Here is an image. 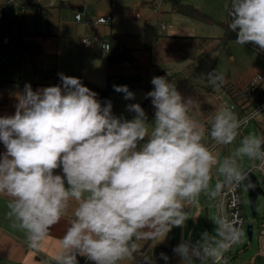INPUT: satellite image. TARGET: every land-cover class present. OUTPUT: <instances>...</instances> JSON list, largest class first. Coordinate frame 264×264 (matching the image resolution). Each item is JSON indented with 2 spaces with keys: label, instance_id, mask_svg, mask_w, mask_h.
<instances>
[{
  "label": "clouds",
  "instance_id": "9594fccd",
  "mask_svg": "<svg viewBox=\"0 0 264 264\" xmlns=\"http://www.w3.org/2000/svg\"><path fill=\"white\" fill-rule=\"evenodd\" d=\"M228 29L236 43L264 51V0H229ZM61 84L33 90L25 84L13 115L0 116V197L13 229L24 233L27 246L39 251L51 229L69 211L73 219L51 257L55 264H155L140 241H162L173 227L183 228L189 209L204 195L222 197L242 182L255 189L240 161L264 165V133H242L255 115L240 117L222 104L207 126L192 115L185 98L166 76L151 79L146 93L155 109L149 122L139 103L127 105L132 119L112 112L78 77L58 74ZM213 87L223 72L206 74ZM127 100L135 94L114 85ZM257 111V110H256ZM258 112V111H257ZM239 144L223 158L218 146ZM60 170L58 173L56 170ZM62 173V174H61ZM215 178V179H214ZM213 232L182 240L173 248L180 264H218L244 235L237 218L218 206ZM164 261L169 257L160 253Z\"/></svg>",
  "mask_w": 264,
  "mask_h": 264
},
{
  "label": "crops",
  "instance_id": "0c3cea01",
  "mask_svg": "<svg viewBox=\"0 0 264 264\" xmlns=\"http://www.w3.org/2000/svg\"><path fill=\"white\" fill-rule=\"evenodd\" d=\"M177 1L178 0H170L166 7L161 9L163 0H160L159 12L152 14L151 6L155 4L156 1L134 0L133 16H135V9L138 8L139 12L144 17H138L143 20L142 25L135 24L131 31L120 32L115 36L117 42H122L129 48L128 58L120 62H107L106 55L108 50L102 48V43L105 40L108 41L113 34L111 33L110 26L112 25L113 12L115 15V11H117L115 7L113 8L114 11L110 8L109 14H93L92 18V14L89 15L90 17H87L88 12L85 5L80 8L77 7L74 9V20H72V24L70 25V21H68L66 17H61V11H66L68 9L67 6L69 3L67 0H0V4L7 5L6 12H0V19L4 20L7 24L11 20L8 19L7 22V17L4 13L7 15L11 8L15 10L14 17H17L18 15L24 14L26 12V7L28 8L32 5L31 3L35 2L38 5H34L33 7L38 10L40 15L43 14L41 18L42 23H36V25L32 23L31 26H29V33L35 38L36 44L29 46L28 51L30 59L26 64V69H24V65H22L18 73H14L13 70L8 69L0 73V116L13 115L15 113L17 95L23 92L26 83L30 84L33 90L61 84L62 82L58 74L63 73L67 76L78 77L85 86L98 94L97 98L99 99L100 95L98 88L105 84V77L107 74H138L150 81L155 76H166L170 82L175 84L177 90L183 97H190L193 99L194 104L190 111V115L199 119L202 124L207 126V121L214 116L215 112L222 104H226V102L229 101L230 96L225 90L221 91L219 87H213L212 89L207 80H202L200 82L193 80L191 75L194 74L193 70L197 69V66L202 63L205 57H211L216 52L223 51V49L212 51L210 54L203 57L197 66H194L193 59L199 52V37L219 36L223 33V30L217 23L219 19H214L211 23L207 24V22L190 15L181 12L178 13L174 9ZM180 2L183 1L180 0ZM228 3L229 0L216 1V6L223 7L225 14L223 20L226 19L227 16L226 6ZM196 4L206 13H210V10L205 4L200 2H196ZM53 7H58V9L54 10L55 8ZM20 8L23 10L21 13H18ZM128 9H130V6ZM79 10L84 11V21L74 18L75 12ZM28 12L29 15L33 16L32 8L29 9ZM103 15H109V22L103 24L95 22L96 17ZM154 15L157 16L156 20H150ZM8 16H10V13ZM163 18L167 19V21L163 22ZM145 22H163L165 24L163 29L160 27L163 35L152 42L150 51L142 48V28ZM108 25L109 37L107 36V38L105 31ZM27 27L28 26L23 29L26 31ZM81 30L87 34L81 36ZM9 31V26H6V29L5 26H3L1 27L0 33L8 35ZM67 34L70 37L69 40L64 39ZM80 36L81 38H79ZM88 37L91 38V41L88 45H84L82 39ZM78 41L84 49L81 56L77 55ZM9 43L10 37L9 42L6 43L5 46ZM21 49L23 50V46L20 44V65L23 54ZM128 88L135 94V97L139 96L138 99L132 103L140 104V102H143L146 98L147 92L144 88L138 86ZM110 95L112 112L118 116L115 99L118 97L121 100V96L124 94L115 91L113 88ZM132 100L133 99H131V101ZM140 105H142V103ZM141 107H143L148 114V120L154 119L155 109L152 106L150 98H146V102ZM4 151L5 148L2 142H0V153ZM252 163L253 161H250L243 169H246V167ZM56 171L58 173L60 172L59 169ZM202 197L203 200L207 201L205 196ZM218 198L216 200L219 206ZM200 202L201 200L196 207H191L189 209L190 216H197L199 211L197 212L196 210L197 208L200 209ZM74 207L75 203L73 202L70 204L67 215L61 219L59 224L51 229L50 235L43 242L41 249L39 251H34L27 246L24 233L12 228L11 221L6 215L8 211L6 199L0 197V264H55V261L52 260L51 257L54 255L60 243V239L73 219L72 210ZM198 218H200V216L195 217V219L191 218V223L186 222L187 226L189 225V238L193 241L199 239L200 234L205 230L212 232L207 221L205 222L203 220L204 222L201 224ZM200 226L203 228L199 233L198 230ZM185 231L186 229H184V227H173L162 241L158 242L152 240L156 247L166 249L168 253L167 256L169 257L167 261L168 264H180V258L174 254L173 248L182 240H185ZM247 239L250 240L249 238ZM243 241L244 240H242L241 244L238 243L234 245L233 252L228 254L229 264H264V235H259L258 238H255V241H249L248 243H244ZM143 242H145L143 248H146L151 241ZM78 260L80 264L86 261L83 257H78ZM218 264L220 263L218 262Z\"/></svg>",
  "mask_w": 264,
  "mask_h": 264
},
{
  "label": "rangeland",
  "instance_id": "374dc122",
  "mask_svg": "<svg viewBox=\"0 0 264 264\" xmlns=\"http://www.w3.org/2000/svg\"><path fill=\"white\" fill-rule=\"evenodd\" d=\"M168 1L170 0H163V2L161 3L162 4L161 9L166 7ZM182 1H183L182 3L191 4L195 8L197 7L203 13L209 15L215 20L219 19V21H221L223 20V18H225L223 7H220L218 5L216 6L217 0H182ZM67 2L69 3V5L67 6L68 9L66 11H61V14H62L61 17H66V19L70 21L69 22L70 25L72 24V20H74L73 19L74 9L77 7L80 8L83 5H85V8L87 9V12H88L87 17L92 14L91 18L93 17V14H103V13L109 14L110 8H112L113 10V8L115 7L117 11H115V15L113 12L112 25L110 26L111 33H113V35L115 34L114 36H117L120 32L131 31L135 24L142 25L143 20L138 17L133 16L134 0H67ZM177 2L180 3V0H178ZM196 2L205 4L206 7L210 10V13H206L205 11H203V9H201L196 4ZM31 4L32 5L29 6L28 8L26 7L25 9L26 12L24 14L18 15L17 17H14L15 10L12 8L11 9L8 8L10 16H8L9 13L7 15L6 13H4L5 16L7 17V22H8V19L11 20L8 24L5 23L4 20L0 19V30H1V27L3 26H5V29H6V26H9L10 28L8 35L5 33L3 34L0 33V38L2 37L1 35H7L10 37V43L7 46H5V44L0 43V73L5 72L6 69L13 70L14 73H18L19 68L22 65H24V69H26V64L28 60L30 59L29 51H28L29 46H32V44H36L35 38L31 36L29 33L30 31L29 26H31L32 23L35 25L36 23H42L41 18L43 16V14L40 15L38 13V10L33 7L34 5H38V4L35 2ZM129 6H130V9H128ZM138 6L141 7L140 5ZM31 8L33 9V16L29 15V12H28L29 9ZM53 8H55L54 10L58 9V7H53ZM156 18L157 16L154 15L150 18V20H156ZM162 21L165 22L167 21V19L163 18ZM26 26L28 27L26 28L27 30L25 31L23 28ZM85 26H88V25H85ZM80 33H81V36H84L87 34V33H84V31L82 30ZM105 33H106L105 34L106 37L107 36L109 37V25L106 28ZM81 36L79 38H81ZM64 39L66 40L70 39L68 34L64 37ZM20 44L23 46V50L21 49V51H23L21 65H20V51H19ZM77 49H78L77 55L81 56V53L83 52L84 49L82 48L81 43H79V41H78ZM24 51H27V52H24ZM199 65H198L199 67L197 66L196 70H193L194 74L191 75L193 77V80H196L197 82H200L202 80L206 81V74L214 69H217L218 71L223 72L225 75V81L219 87L221 91L223 90L222 86L229 81H230L229 83L233 84L235 87L244 85L246 80L254 72L261 73L264 76V55L256 51L255 49H253L248 44L238 45L236 43V40L228 43V46L226 47V49H223V51L216 52L211 57L210 56L205 57L202 60V63ZM261 85L264 87V81L261 83ZM210 87L213 89V86L210 85ZM138 97L139 96L134 97L132 101L125 99L124 95L121 96V100L117 97V99H115V105L117 106L118 116H121L126 119H132L135 114L132 112H129L126 106L129 104H132V102L138 99ZM238 98H240L241 100V97H238ZM144 101L146 100L144 99L143 102H140V104L142 103L141 106L144 105ZM228 102L229 103L231 102L230 98ZM228 102H226L227 105H229ZM152 120L150 119L148 121L151 122ZM242 133L243 134H248V133L259 134V130L256 125V122L250 121L248 125H245ZM240 139H242V137H238L236 142L233 145L218 146L216 148V152L219 154L221 158H223L225 155L229 154L231 151L234 150V148L239 144ZM240 163L243 168L247 164L250 163V160H248L247 158H244L240 161ZM239 191H240V199H241V211L244 215H246V217L250 215V218L252 219V222L254 223V226H255V224L257 223V217H254L252 216V214H250L247 189L244 185H242ZM202 196L204 195H201V198H199V201L201 200V202H200V209L197 208L196 210L197 212L199 211L197 216L198 217L200 216V218L198 219L201 224L204 221L205 222L207 221L209 227L211 228V231L213 232L215 225L212 221V218H214L218 214V202L217 200H209V199H207V201L203 200ZM262 209H263V198H262V195L258 194L256 197V212L258 215H260V213L262 212ZM248 222L249 220L245 223V226ZM187 223H191V218L187 221ZM188 228H189V225L187 226L186 224V226L184 227V229H186L185 239L189 238ZM202 228H203L202 226L199 227V230H198L199 233L201 232ZM244 230H245V227H244ZM253 230H254L252 233L253 235L250 240L247 239L246 231H244V235L242 239L244 240L243 241L244 243H248L249 241H255V238H258L256 228L254 227ZM139 243L143 251H147L149 252V255L153 256L155 260V264H168V262L166 263V261H164L160 257V253H165L166 255L168 254L166 249L156 247L154 241H151L148 244L149 247L146 245L147 249L143 248V246L145 245L144 244L145 242L140 241ZM152 249H155V250H152ZM233 250L234 248L230 250L229 254H231ZM136 259L138 258H134V261H126L124 262V264H135ZM83 264H91V262L85 261Z\"/></svg>",
  "mask_w": 264,
  "mask_h": 264
},
{
  "label": "trees",
  "instance_id": "16d2710c",
  "mask_svg": "<svg viewBox=\"0 0 264 264\" xmlns=\"http://www.w3.org/2000/svg\"><path fill=\"white\" fill-rule=\"evenodd\" d=\"M175 11L178 13H183L186 15H190L194 18L200 19L204 22L211 23L214 19L209 15L203 13L197 7L195 8L191 4L186 3H176ZM227 14V12H226ZM228 22L229 18L228 15L226 19L222 21H217V23L221 26L223 33L219 36H212V37H199L198 46L199 52L197 56L193 59L194 66L199 64L200 60L205 57L206 55L210 54L212 51L217 49H226L228 43L236 40V34L228 29ZM143 32V45L142 48L150 51L151 44L154 40H157L160 36L163 35L160 29L159 22H145L142 28ZM109 48L106 55L107 62H120L126 60L128 57V49L122 42H117L115 40V36L112 34L108 39ZM256 51L262 53L264 55V51H260L258 48L254 47L251 43H247ZM106 81L102 87L98 88L100 98L99 100L102 103H106L107 101H111V91L114 85H127L128 87H142L145 89L146 92H149L153 89V85L151 84L150 80L143 78L142 76L136 75H128V74H120V75H113L107 74L105 77ZM223 90H225L228 95L230 96L231 101H235L237 106H239L238 114H242L245 111L246 106H242L244 104H257L261 99L264 98V87L260 84L256 87L254 92H246L244 100L239 101L240 97L237 96V91L235 86L231 83H226L222 86ZM146 100V98H145ZM146 101H144L145 103ZM259 130V134L264 133V119L254 121ZM258 134V135H259Z\"/></svg>",
  "mask_w": 264,
  "mask_h": 264
},
{
  "label": "built area",
  "instance_id": "2783aa9c",
  "mask_svg": "<svg viewBox=\"0 0 264 264\" xmlns=\"http://www.w3.org/2000/svg\"><path fill=\"white\" fill-rule=\"evenodd\" d=\"M156 1L155 4H152L151 6V13L152 14H156L157 12H159V2L160 0H154ZM6 7L7 5L5 4H0V12H6ZM22 8H20L18 10V13L22 12ZM134 15L136 17H142L144 18L141 13L139 12L138 8L135 9L134 11ZM84 16V11H76L74 14V18L78 19V20H85V18H83ZM110 18L109 15H103V16H98L95 19V22L97 23H107L109 22ZM160 27L161 29H163L165 27V24L163 22H160ZM95 38V37H94ZM84 45H88L89 42L91 41V38H83L82 39ZM9 42V36H2L0 39V43L6 44ZM102 48L108 50L109 48V43L108 41H104L102 43ZM264 81V76L261 73H256L254 72L253 74H251V76L246 80V82L244 83V85H240L238 87H235L237 94L241 97L242 101L244 100V95L246 92H254V90L256 89V87L258 85H260L262 82ZM230 107H232L234 109V111L238 114L239 112V106H237V103L235 101H231L229 103ZM242 106H246L245 111L240 114V117H247L249 114L255 113L254 116H252V118L250 120L247 121V123L245 125H248L250 123V121H257V120H261L264 119V98L261 99L257 104H250V105H242ZM258 112H257V111ZM245 125L242 126V131L245 127ZM245 171H249L251 170L257 177L258 183L261 186V189L263 190V209L262 212L260 213V215L257 214V212L255 211V215L254 217H257V223L254 226V223L252 222V219L250 218V215H248V217H246V215H244L241 211V199H240V187L244 184H240L238 187L235 188H227L225 189V192L223 194L222 197H219V205L221 203V201H223V209L226 212V214L229 216V218H237L240 222L239 226L242 228V231L244 232V226L245 223L249 220V222L252 223V230L255 227L257 230V235H264V165L261 164V162L259 160L253 161V163L249 166L246 167V169H244ZM254 231V230H253ZM253 233V232H252ZM233 247H231L229 249V251L232 249ZM229 251L227 253L224 254L223 258L220 261V264H229Z\"/></svg>",
  "mask_w": 264,
  "mask_h": 264
},
{
  "label": "water",
  "instance_id": "95a60500",
  "mask_svg": "<svg viewBox=\"0 0 264 264\" xmlns=\"http://www.w3.org/2000/svg\"><path fill=\"white\" fill-rule=\"evenodd\" d=\"M249 173H250L252 181L255 183V189L254 190H248L247 188L246 189H247V194H248V199H249L250 214H252V216H254L255 211H256V197L258 194L263 195V190L261 189V186L258 183L256 175L251 170H249ZM242 184H244V183L242 182ZM244 186H245V184H244ZM245 230H246L247 238L251 239L252 232H253L251 222H248L246 224Z\"/></svg>",
  "mask_w": 264,
  "mask_h": 264
}]
</instances>
